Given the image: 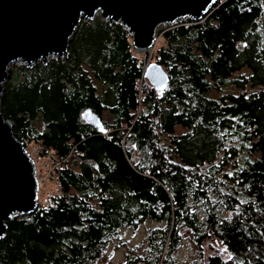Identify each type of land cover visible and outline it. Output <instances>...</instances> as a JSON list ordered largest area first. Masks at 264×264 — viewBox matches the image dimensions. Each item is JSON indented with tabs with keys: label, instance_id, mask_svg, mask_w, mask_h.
Returning a JSON list of instances; mask_svg holds the SVG:
<instances>
[{
	"label": "trees",
	"instance_id": "trees-1",
	"mask_svg": "<svg viewBox=\"0 0 264 264\" xmlns=\"http://www.w3.org/2000/svg\"><path fill=\"white\" fill-rule=\"evenodd\" d=\"M158 35L161 91L101 16L69 56L11 69L3 114L60 163L59 191L6 221L0 264H98L147 222L118 264H179L185 241L197 254L184 264H264V0H216Z\"/></svg>",
	"mask_w": 264,
	"mask_h": 264
},
{
	"label": "water",
	"instance_id": "water-1",
	"mask_svg": "<svg viewBox=\"0 0 264 264\" xmlns=\"http://www.w3.org/2000/svg\"><path fill=\"white\" fill-rule=\"evenodd\" d=\"M216 0H0V238L6 221L38 206L35 163L2 111L4 85L15 63L32 67L69 56L70 42L83 19L97 14L124 26L138 51L154 45L160 26L199 20ZM153 90H164L168 74L144 59Z\"/></svg>",
	"mask_w": 264,
	"mask_h": 264
},
{
	"label": "rangeland",
	"instance_id": "rangeland-1",
	"mask_svg": "<svg viewBox=\"0 0 264 264\" xmlns=\"http://www.w3.org/2000/svg\"><path fill=\"white\" fill-rule=\"evenodd\" d=\"M96 16H101V15L97 14ZM173 25L160 26L156 32V35H158L159 31L164 30ZM162 44H164V40L161 36L158 35L154 43L155 49L153 50L151 57H153L156 49L159 48ZM135 53L139 54L142 57L143 61L146 57L149 60L148 55H143V53H140L137 49H135ZM20 64H23V63H15L11 65L9 69V79L6 81V83L11 79V69ZM95 84H98V82L96 81ZM258 90L259 88H248V91H258ZM238 92L239 91H237V93ZM105 118L108 119L106 115H105ZM185 131H186L185 128L179 126L177 127L176 134L179 135V134L184 133ZM40 148L41 147L39 144L32 143L27 147V151L29 152V154L31 155L35 163L36 177L39 183L38 203L42 204L46 202L48 197H50L51 195L57 194L59 191L57 181L54 179L53 176H54L55 166L60 165V163L55 162L54 159L50 157L49 155L42 156L40 152ZM175 159L179 160L178 157L176 156H175ZM229 184L230 182H227V185ZM155 225L156 224L152 222H147L141 225L136 231L124 230L122 235H123V241L126 242V245L125 246L123 245L120 247L116 245H112L109 249V253L107 257L103 261H100V263L98 264H118L119 262H121L125 258V253L128 247L143 246L145 244V236H146L147 230L150 227H154ZM196 254L197 252L192 247L190 241H185L183 242V244L181 245V247L179 248L177 252V260L179 264H184L187 261H190Z\"/></svg>",
	"mask_w": 264,
	"mask_h": 264
},
{
	"label": "bare ground",
	"instance_id": "bare-ground-1",
	"mask_svg": "<svg viewBox=\"0 0 264 264\" xmlns=\"http://www.w3.org/2000/svg\"><path fill=\"white\" fill-rule=\"evenodd\" d=\"M154 49H155V48H154V45H152L151 47H149V48H147V49H145V50L139 51V52H140V53H143V55H148L149 60H150V58H151V54H152V52H153ZM149 60H148V61H149Z\"/></svg>",
	"mask_w": 264,
	"mask_h": 264
},
{
	"label": "built area",
	"instance_id": "built-area-1",
	"mask_svg": "<svg viewBox=\"0 0 264 264\" xmlns=\"http://www.w3.org/2000/svg\"><path fill=\"white\" fill-rule=\"evenodd\" d=\"M42 150H43V149H42V147H41V148H40V152H41ZM48 155L51 157V153H48L47 156H48Z\"/></svg>",
	"mask_w": 264,
	"mask_h": 264
}]
</instances>
